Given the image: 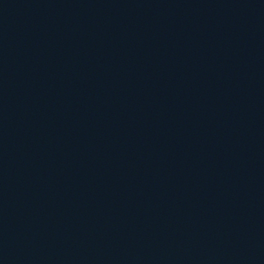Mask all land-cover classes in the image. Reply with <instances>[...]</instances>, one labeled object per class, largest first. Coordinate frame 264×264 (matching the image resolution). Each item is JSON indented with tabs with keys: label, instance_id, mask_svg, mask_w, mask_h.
Instances as JSON below:
<instances>
[{
	"label": "water",
	"instance_id": "water-1",
	"mask_svg": "<svg viewBox=\"0 0 264 264\" xmlns=\"http://www.w3.org/2000/svg\"><path fill=\"white\" fill-rule=\"evenodd\" d=\"M0 264H264V0H0Z\"/></svg>",
	"mask_w": 264,
	"mask_h": 264
}]
</instances>
